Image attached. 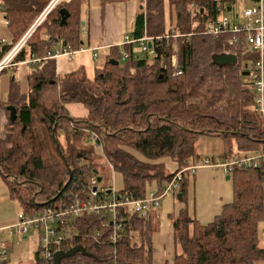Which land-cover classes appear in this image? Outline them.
Masks as SVG:
<instances>
[{
	"label": "trees",
	"instance_id": "trees-1",
	"mask_svg": "<svg viewBox=\"0 0 264 264\" xmlns=\"http://www.w3.org/2000/svg\"><path fill=\"white\" fill-rule=\"evenodd\" d=\"M50 1L0 0L10 34L1 46L0 57ZM126 1L100 0V8ZM240 1L167 0L170 22L166 29L164 0H144L128 34L134 40L144 34L157 38L154 54L133 56V43L124 44L128 64H110V59L119 61L122 55L118 45L109 47L104 64L95 68L91 79L81 69L59 75L55 59L45 58L30 66L25 94L13 76L6 101L0 99V110L11 105L17 115L15 121L8 115L2 128L6 131L0 137V175L20 211L33 214L58 203L72 185L89 184L94 174L100 176L97 159L106 160L121 174L123 186L116 191L136 199L147 194L148 185L155 183V189L160 190L170 178L159 159L171 158L181 168L190 158H200L195 149L199 135L222 139L220 159L263 150V122L254 107L253 90L241 74L257 53L247 50L242 35L234 42L232 33H202L207 20ZM86 2L56 3L14 61L19 63L30 54L45 56L53 48L78 50L82 34L87 33L81 18ZM60 8L68 12L62 24ZM222 53L235 54L237 63L217 65L213 56ZM242 57L249 61L240 64ZM178 68L181 73L176 75ZM68 103H81L87 115L71 117ZM87 133L97 136L98 154L76 144ZM67 166L72 171L70 179ZM228 175L233 199L210 222H198L185 209L173 218L175 253L172 261L163 264H264V226L260 225L264 220V175L258 169L238 167ZM183 187L184 183L177 193L183 192ZM123 216V236L115 255L111 243L99 244L91 235L80 236L69 242V248L82 245L90 255L77 252L60 264H153L149 217L129 208ZM101 223L100 216L81 215L77 232L94 234L102 230Z\"/></svg>",
	"mask_w": 264,
	"mask_h": 264
},
{
	"label": "built area",
	"instance_id": "built-area-1",
	"mask_svg": "<svg viewBox=\"0 0 264 264\" xmlns=\"http://www.w3.org/2000/svg\"><path fill=\"white\" fill-rule=\"evenodd\" d=\"M60 0H51L42 13L38 16L26 33L0 57V72L7 67L24 64L33 66L40 63L45 58L55 60L64 55L68 60L73 59V53L66 47L53 48L47 51L45 56L37 57L30 54L25 60L16 63L15 56L23 47L26 39L30 36L34 28L43 19L45 14ZM223 12L214 19L204 23L202 33L220 35L232 33V41L237 42L239 35L243 36V41L247 45V50L257 53V58L249 68L242 70V81L249 85L254 93V107L259 113L264 126V0H252V3L242 10L243 22L231 20L228 13ZM237 18L238 14L234 15ZM8 21L3 13L0 2V28L6 27ZM179 36L174 34L173 37ZM9 37L0 34V49L6 44ZM155 39V40H154ZM157 38L144 34L139 39H132L128 33L122 36L119 46L137 42L142 53L154 54L158 45ZM150 43V46H148ZM80 51L85 50L80 47ZM96 49H94L95 51ZM122 56L127 57V52L122 51ZM96 53L93 54V58ZM247 72L243 74V72ZM181 73V69H176L174 74ZM93 140H97L95 134H88ZM107 164L106 160H102ZM201 166L217 168L224 174H231L233 169L251 168L258 169L264 175V149L260 152L246 153L243 155H230L224 159L203 156L197 159L190 158L187 164L171 172L160 190L152 189L144 197L133 199L128 193H118L116 189L109 185H103L95 175L87 185H72L63 193L62 199L54 204L43 207L33 214L18 212L16 223L6 228L8 236L21 238L22 235L33 229L38 237V261L40 264H52L55 252L69 249V242L74 237H87L91 235L93 240L102 244L109 242L113 246L111 253L115 255L116 244L123 236L124 216L126 209L137 212L143 218L149 217L154 210H158L164 197L175 196L185 182L186 178L193 174ZM81 215H96L102 218V230L94 234H82L77 232V218ZM103 238H106L105 240ZM5 249H0V262L6 261Z\"/></svg>",
	"mask_w": 264,
	"mask_h": 264
},
{
	"label": "crops",
	"instance_id": "crops-1",
	"mask_svg": "<svg viewBox=\"0 0 264 264\" xmlns=\"http://www.w3.org/2000/svg\"><path fill=\"white\" fill-rule=\"evenodd\" d=\"M131 1L133 2L134 0L119 3H107L104 6L107 14L106 21L110 16L109 21H107L108 23L106 25V28L109 27L114 22V20L117 24H119L118 26H120L117 32H114V34H112L111 36L109 35V33H107V37L103 45H109L108 48L117 45L118 47H120L119 42L122 39V34L124 33V31L127 32L124 29V26L129 25L130 28L132 26L134 16L140 9V6H137L135 2L134 4H132ZM85 4L89 5L88 7L92 8L91 13L93 17H96L98 14L101 17L102 13L100 14V10H103V13L105 11L104 9L100 8V0H87ZM85 4H83L81 8V18L83 25H86L87 21L88 29L84 28V30L85 32H87V39L90 42V38L95 35L94 32H102V28H96L94 22L92 24L89 8L88 13L86 14V21L83 19L84 15L82 12ZM93 13H96V15H93ZM124 18L127 20H125ZM91 24L93 26V29ZM0 34L6 35L10 38V34L5 27L0 28ZM22 65L24 64L16 65V67L19 68ZM27 73L28 72L24 69H21L19 73L21 77H25L26 83ZM7 91L8 83L6 87V95L3 98L0 97L3 102H5L7 99ZM20 91L22 93L25 92L21 90V88ZM69 104H74L77 106L75 107V113L69 112L67 108V105ZM78 105L83 106L81 103H68L66 104V108L71 117L83 118L87 115V111L84 106L82 110H80V106ZM167 159L169 160L167 161ZM158 161L162 162L164 166H166V168L169 166V173L178 169L177 163L175 161H172L168 157L159 159ZM183 188L184 191L181 192L182 195L179 200L174 196L164 197L161 201V206L158 211H153L149 216V221L153 230L151 235L153 264H163L165 262L172 261L175 253L172 221L180 210L185 209L188 215L195 218L198 222L205 224L207 222H210L214 218V216L221 211L222 207L225 204L231 202L233 199L232 178L228 174H224L217 168L207 166L199 167L193 174L186 178ZM10 200L13 199H11L8 187L5 184L2 176L0 175V204H5L9 209L7 213L0 212V233H5V236H8L6 233V228L16 223L17 213L20 212V210L17 211L15 209V204L10 203ZM262 240L264 241V235L262 236ZM0 249H5L3 246H1V242ZM3 264H5V262ZM18 264L28 263L20 261Z\"/></svg>",
	"mask_w": 264,
	"mask_h": 264
},
{
	"label": "rangeland",
	"instance_id": "rangeland-1",
	"mask_svg": "<svg viewBox=\"0 0 264 264\" xmlns=\"http://www.w3.org/2000/svg\"><path fill=\"white\" fill-rule=\"evenodd\" d=\"M143 0H134L133 2L131 1L132 4H137V6H142ZM252 3V0H242L238 2L232 10L228 13V16L230 17L231 20H235L238 22H243L244 17L242 16V10L250 5ZM89 5H84L83 7V19L86 21V14L88 13V8L91 13L92 8L88 7ZM100 10V15L98 14L96 17L92 16L91 13V21L92 24L93 22L96 25V28H102V32H94L95 35L90 38V42L87 39L86 34H82V43L80 44L82 48L85 50L80 51L79 49L76 50L73 53V59L68 60L66 56L62 55L59 58L56 59V72L59 75H64L65 73H69L73 70L76 69H81L84 71L85 75L88 78H93L95 74V68L101 67L106 58L109 51L108 46L109 45H103L105 43V39L107 37V33L111 36L114 34V32H117L120 26L119 24L114 22L106 28L107 21H109V18L106 21V9ZM235 14H238L237 18H235ZM93 15H96V13H93ZM115 19V18H114ZM125 19V18H124ZM127 20V19H125ZM89 21V20H88ZM169 22H170V11L168 7V2L167 0H164V24L165 28L169 27ZM91 24V26H92ZM87 21L86 25H83V28L88 29L87 26ZM93 29V26H92ZM124 29L127 31L122 34L124 35L125 33L129 32L130 26H124ZM109 31V32H105ZM9 32V31H8ZM83 33V32H82ZM92 33V32H91ZM132 54L133 56H139L142 53L141 47L137 42H132ZM124 45H121L120 47L117 48V51L122 55V51H126L125 48L123 47ZM94 49H96L94 51ZM96 53V57L93 58V54ZM249 59L247 57H242L239 61L240 64H244L245 62H248ZM119 64L120 65H126L128 64V58L125 57H119ZM24 69L27 72L30 71L31 68L22 65L19 68L14 66V67H7L5 71H3L0 74V97L3 98L6 95V87L7 83H9L10 79H13L12 77L15 76L16 80H18L19 85L21 90L25 91L24 94L27 92V83L25 77H21L20 70ZM9 76V77H8ZM80 106V105H78ZM75 107H77L74 104H69L67 105V108L70 113H75ZM83 106H80V110H82ZM5 111V112H4ZM83 112V111H82ZM9 115L8 111L6 113V110H0V137L3 136L5 133V129L3 128V125L6 122L7 116ZM4 132V133H3ZM76 144L80 145L82 148L88 149L93 151L95 154L99 153V147L96 145L95 140H93L88 133L83 135L82 138L76 142ZM195 149L196 152L199 154V157H203L205 155L209 157H215L216 159L221 155L223 149H224V144L221 138H218L216 136H211V135H199L198 139L195 144ZM171 159V158H170ZM104 159H97V162L99 163V173L100 176L102 177L101 184L103 185H109L112 184V186L118 190L123 186L122 183V177L121 174L118 171H114L108 164H103L104 162L102 161ZM169 159H167L168 161ZM172 160V159H171ZM174 161V160H172ZM169 167V166H168ZM166 168L165 170L168 173L170 171ZM155 183L152 185L147 186V194L149 193V190L155 189ZM151 188V189H150ZM177 196V194H176ZM10 203L15 204V209L19 211L21 208L19 207L18 202L15 200H10ZM9 211L8 206L5 204H0V212H5L7 213ZM156 212V210H154ZM158 211V210H157ZM18 214V213H17ZM17 219V216H16ZM261 226H264V220L260 224ZM25 236V237H24ZM0 242L1 246L5 248L6 251V261L5 264H18L20 261L26 262L28 264H33L35 261V253L38 251V237L37 233L33 230L30 229L29 231L25 232L21 238L18 239V237L15 236H5V233H0ZM5 244V245H2ZM3 264V263H2Z\"/></svg>",
	"mask_w": 264,
	"mask_h": 264
},
{
	"label": "water",
	"instance_id": "water-1",
	"mask_svg": "<svg viewBox=\"0 0 264 264\" xmlns=\"http://www.w3.org/2000/svg\"><path fill=\"white\" fill-rule=\"evenodd\" d=\"M227 11L230 10V7H227L226 9ZM59 15H60V24L65 23L66 22V18L68 16V12L65 8H60L59 9ZM148 46H150V43H148ZM237 56L235 54L232 53H222V54H218V55H214L213 56V61L217 64V65H234L237 63ZM110 64H118L117 60L114 59H110L109 60ZM247 72H243V74H246ZM6 110L9 111V119L11 121H15L16 119V110L13 106L11 105H7L6 106ZM67 170L69 173V179L72 175V171L70 169V167L67 166ZM98 181H100V176H97ZM181 192L177 193V199L179 200L181 198ZM80 252L81 254H86V255H90L85 248L82 245H75L70 247L67 250H59L57 252H55L54 257H53V262L52 264H60L61 260L64 258H68L72 255H74L75 253ZM35 261L38 260V255L37 252L35 253Z\"/></svg>",
	"mask_w": 264,
	"mask_h": 264
}]
</instances>
